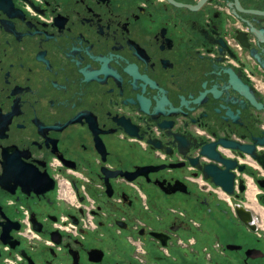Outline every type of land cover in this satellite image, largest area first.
<instances>
[{
  "label": "flooded vegetation",
  "instance_id": "flooded-vegetation-1",
  "mask_svg": "<svg viewBox=\"0 0 264 264\" xmlns=\"http://www.w3.org/2000/svg\"><path fill=\"white\" fill-rule=\"evenodd\" d=\"M262 131L264 0H0V264H264V177L189 163Z\"/></svg>",
  "mask_w": 264,
  "mask_h": 264
},
{
  "label": "water",
  "instance_id": "water-1",
  "mask_svg": "<svg viewBox=\"0 0 264 264\" xmlns=\"http://www.w3.org/2000/svg\"><path fill=\"white\" fill-rule=\"evenodd\" d=\"M218 76L223 75L226 84L232 90L241 92V95L250 101L253 105L259 108L261 105L255 101V98L242 87L238 82L233 81L231 74L228 71L222 70ZM239 92V93H240ZM222 149L231 150L233 155L244 157L248 155L252 160L256 161L264 169V152H258L257 146H264V131L257 137H252L251 142H237L234 140H222ZM238 153V154H237ZM205 158L207 161H203ZM189 163L194 166L200 173L203 179L209 180L214 186L222 189L226 194L233 195L235 188L236 171L242 173L246 169L245 163H238L236 158H231L223 155L222 152L216 151L213 144H203L199 147V157L189 158ZM179 163L161 165V167H177ZM236 170V171H235ZM134 176H126L127 180H133ZM250 178H252L250 176ZM253 180V178H252ZM255 183L260 188L264 189V179H256ZM170 189H163L168 193H172L178 189H185L184 184L176 180ZM247 188V181L244 175L238 179L237 189L243 190ZM263 205H264V194ZM236 215L245 222L247 226L254 229L253 219L254 212L245 206V203L235 206ZM76 222V220H74ZM39 229V227H38ZM56 233L54 232L53 235Z\"/></svg>",
  "mask_w": 264,
  "mask_h": 264
},
{
  "label": "built area",
  "instance_id": "built-area-1",
  "mask_svg": "<svg viewBox=\"0 0 264 264\" xmlns=\"http://www.w3.org/2000/svg\"><path fill=\"white\" fill-rule=\"evenodd\" d=\"M229 150H226L227 152V156L231 157V158H236L238 160V163H245L248 166L252 167L253 170H255L257 172L258 175L264 177V169L254 160H252L248 155H245L243 158L238 156V155H233L232 153L228 152ZM257 151L258 152H264V146H257ZM236 171V170H235ZM239 172L236 171V177L239 176ZM245 177H248V175L243 174ZM238 183V179L235 178V184L237 186ZM65 187L66 189H58L57 194L60 198L65 199L67 202H69L70 204H72L73 206H83L86 210V219L83 221L84 226L88 227V226H92V216L89 214L90 208L92 207L93 201L91 200V198L85 193L83 187L81 188V192L84 195V197L86 198V204L84 205H80V201L77 199V196L74 192V190L70 187V184L68 181H65ZM198 185L199 186H207L209 188V184L207 181H205L204 179H202V177L200 176V178L198 179ZM212 185V184H211ZM211 189H220L219 187H215L213 185V187H211ZM255 218V222L257 221V225L259 226L258 229L259 230H264V220L262 217H258V216H254ZM259 219V220H258ZM59 228H65L68 231H75L76 226L69 223L67 226H62L59 225Z\"/></svg>",
  "mask_w": 264,
  "mask_h": 264
},
{
  "label": "rangeland",
  "instance_id": "rangeland-1",
  "mask_svg": "<svg viewBox=\"0 0 264 264\" xmlns=\"http://www.w3.org/2000/svg\"><path fill=\"white\" fill-rule=\"evenodd\" d=\"M256 198H257V201H258L259 200L258 195H256ZM165 211H167V209ZM254 214L256 215V213H254Z\"/></svg>",
  "mask_w": 264,
  "mask_h": 264
},
{
  "label": "bare ground",
  "instance_id": "bare-ground-1",
  "mask_svg": "<svg viewBox=\"0 0 264 264\" xmlns=\"http://www.w3.org/2000/svg\"><path fill=\"white\" fill-rule=\"evenodd\" d=\"M247 189V188H246Z\"/></svg>",
  "mask_w": 264,
  "mask_h": 264
}]
</instances>
